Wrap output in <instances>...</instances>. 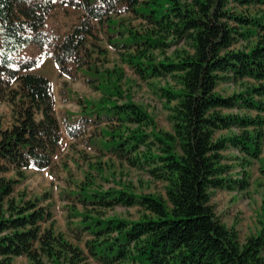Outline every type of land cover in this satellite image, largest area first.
I'll return each mask as SVG.
<instances>
[{
	"label": "trees",
	"instance_id": "1",
	"mask_svg": "<svg viewBox=\"0 0 264 264\" xmlns=\"http://www.w3.org/2000/svg\"><path fill=\"white\" fill-rule=\"evenodd\" d=\"M66 8L80 12L70 30L47 29ZM99 34L141 81L174 83L160 88L170 132L123 88L122 67L99 65L95 52L107 54ZM44 58L61 75L82 77L99 98L64 82L62 100L80 110L58 117L50 80L33 72ZM223 83L238 91L221 94ZM2 102L11 123L0 122V264L20 257L30 264H264V228L240 243L211 204L215 190L246 191L254 162L264 179V0H0ZM63 130L98 157L163 182L165 197L114 181L105 188L113 162L84 155L88 169L76 180L67 160L54 163ZM230 149L240 154L237 177ZM56 168L66 172L60 198L75 242L56 230L49 192L17 189L27 170ZM118 206L144 213L138 220L108 214Z\"/></svg>",
	"mask_w": 264,
	"mask_h": 264
},
{
	"label": "rangeland",
	"instance_id": "2",
	"mask_svg": "<svg viewBox=\"0 0 264 264\" xmlns=\"http://www.w3.org/2000/svg\"><path fill=\"white\" fill-rule=\"evenodd\" d=\"M55 12L48 19L47 29H59L63 34L70 30L80 13L78 10L72 8H66L65 12L62 10ZM131 22L134 25L139 23L133 19ZM97 45L107 50V54L104 56L100 55L99 52H95V57L100 59L99 65L103 63V68L109 69L114 66L122 67L126 79L129 80L128 83L123 85V88L133 95V101L142 105L156 120L159 130L170 132L171 123L168 118L170 110L166 104V99L161 97L160 88H174V83L169 78L143 82L133 74L127 65L120 63L116 51L107 44L102 34L98 35ZM89 46L91 48L90 44ZM31 51L35 54L37 52L34 48ZM33 72L42 74L50 80L54 97V109L58 117H60V112L63 110H70L72 112L80 110V107L75 102L68 103L62 100L63 97L60 90L64 82L67 83L69 90L82 97L98 99L100 96L99 92L92 90L82 77H79L77 80H71L69 77L61 75L51 58H44L38 67L33 69ZM218 90L221 94L228 96L238 91V86L232 83H223L219 86ZM229 112L237 113V110L234 109ZM0 122L4 127L11 123L10 106L7 102L0 103ZM220 134L226 135L228 132L224 131ZM225 154L228 157V163L235 165L233 175L237 177L240 168L236 166L238 165L236 157H240V154L235 149H230ZM82 155L87 158V161L92 162L101 161L109 163V160H111L108 156L98 157L92 150L85 147L81 139L70 138L63 130L61 146L54 156V163L58 164L61 160H67L68 167L71 169L74 178L82 181L84 173L88 169L84 163L85 158ZM261 157L264 158V143ZM112 162L113 165L110 166V171L106 166V179L108 182H100L105 188L116 187L113 184L114 181L119 185L127 186L136 194H154L165 197V184L163 182L155 181L146 172L132 168L125 163H120L117 160H113ZM259 165L260 163L254 162L248 168L250 185L246 191L215 190L211 200L216 215L228 228H234L237 231L240 243H244L252 235H258L264 228V179L259 173ZM111 172L115 175L111 176ZM26 173L28 179L17 186V189H25L31 196H41L49 192L50 197L46 203H49L51 206L56 230L64 233L68 239L75 242L74 238L67 231L66 211L64 210L65 202L60 198L61 190L67 186L65 182L66 172L61 168H56L54 172L29 169ZM143 213L139 207L125 208L118 206L108 210L109 215H117L128 220H138ZM79 244L83 246V242ZM13 264L30 263L25 257H20L16 258ZM90 264L97 263L91 262Z\"/></svg>",
	"mask_w": 264,
	"mask_h": 264
}]
</instances>
